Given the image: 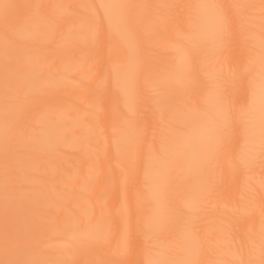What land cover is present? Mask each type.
Listing matches in <instances>:
<instances>
[{
    "label": "snow or ice",
    "instance_id": "snow-or-ice-1",
    "mask_svg": "<svg viewBox=\"0 0 264 264\" xmlns=\"http://www.w3.org/2000/svg\"><path fill=\"white\" fill-rule=\"evenodd\" d=\"M257 169L264 0H0V264H264Z\"/></svg>",
    "mask_w": 264,
    "mask_h": 264
},
{
    "label": "bare ground",
    "instance_id": "bare-ground-1",
    "mask_svg": "<svg viewBox=\"0 0 264 264\" xmlns=\"http://www.w3.org/2000/svg\"><path fill=\"white\" fill-rule=\"evenodd\" d=\"M20 3H54V2H64L70 4H79L83 0H16ZM150 3H164V2H191V0H146ZM67 125V130L65 132L66 140L59 145V151L62 153L60 157V162L69 168L71 165L77 162V158L82 154L83 149L77 142L75 138L79 137L82 132V127L80 121L75 113H70L67 116L61 117ZM252 176V183L255 189L256 201L259 203L260 195L262 190L260 188V181L264 179V174L260 173L259 170H254L250 174ZM50 178H56L55 169H50ZM244 176L243 174H236L234 176H227V188L225 190L224 196L219 202L221 207L227 206L231 207L232 204L241 199V197L247 198L249 193L244 189ZM201 231L209 236V239L215 240L218 238V233L214 230L210 223L201 221Z\"/></svg>",
    "mask_w": 264,
    "mask_h": 264
}]
</instances>
